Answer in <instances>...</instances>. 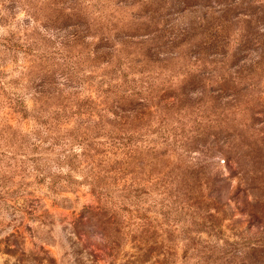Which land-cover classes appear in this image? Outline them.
<instances>
[{"label":"rangeland","instance_id":"obj_1","mask_svg":"<svg viewBox=\"0 0 264 264\" xmlns=\"http://www.w3.org/2000/svg\"><path fill=\"white\" fill-rule=\"evenodd\" d=\"M0 264H264V0H0Z\"/></svg>","mask_w":264,"mask_h":264}]
</instances>
